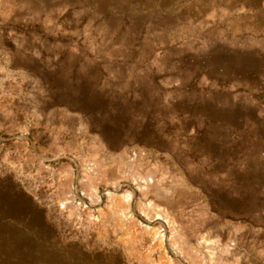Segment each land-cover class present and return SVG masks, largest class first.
<instances>
[{"label":"rangeland","instance_id":"obj_1","mask_svg":"<svg viewBox=\"0 0 264 264\" xmlns=\"http://www.w3.org/2000/svg\"><path fill=\"white\" fill-rule=\"evenodd\" d=\"M91 10L0 0V264H243L201 220L243 197L224 79Z\"/></svg>","mask_w":264,"mask_h":264},{"label":"crops","instance_id":"obj_2","mask_svg":"<svg viewBox=\"0 0 264 264\" xmlns=\"http://www.w3.org/2000/svg\"><path fill=\"white\" fill-rule=\"evenodd\" d=\"M80 4L92 13L111 15L130 37L144 38L160 61L191 63L189 71L224 79L230 97L223 106L217 103L224 114L215 118L213 141L224 143L218 147L228 151L225 158H239L243 197L239 209L230 201L222 212L210 211L201 220L231 253L240 254L243 264H264V157H259L264 153V0Z\"/></svg>","mask_w":264,"mask_h":264},{"label":"built area","instance_id":"obj_3","mask_svg":"<svg viewBox=\"0 0 264 264\" xmlns=\"http://www.w3.org/2000/svg\"><path fill=\"white\" fill-rule=\"evenodd\" d=\"M262 156L264 157V153H262Z\"/></svg>","mask_w":264,"mask_h":264}]
</instances>
